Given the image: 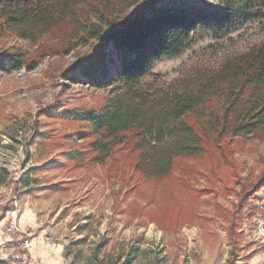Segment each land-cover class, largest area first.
I'll list each match as a JSON object with an SVG mask.
<instances>
[{
    "label": "rangeland",
    "instance_id": "1",
    "mask_svg": "<svg viewBox=\"0 0 264 264\" xmlns=\"http://www.w3.org/2000/svg\"><path fill=\"white\" fill-rule=\"evenodd\" d=\"M148 1L126 0L108 15L131 18ZM157 7L215 13L222 5L221 0H161ZM90 9L80 8L79 22L93 21ZM80 30L67 20L30 41L0 30V52L18 50L27 65L37 64L0 70L2 213L7 209L0 221V259L29 264L20 247L27 241V251L36 242L38 255L58 264H106L127 254L131 264H264V133L208 141L202 157L175 159L170 175L161 179L137 172L136 154L128 148L116 149L102 164L77 166L64 158L93 137L84 124L52 116L48 107L98 109L113 95L110 88L62 76L95 44L83 40ZM262 40L264 18L222 35L200 29L181 56L157 62L144 82L193 88L226 59ZM244 192H250L244 215L234 218L229 235L230 215ZM12 217L22 235L10 234Z\"/></svg>",
    "mask_w": 264,
    "mask_h": 264
},
{
    "label": "trees",
    "instance_id": "2",
    "mask_svg": "<svg viewBox=\"0 0 264 264\" xmlns=\"http://www.w3.org/2000/svg\"><path fill=\"white\" fill-rule=\"evenodd\" d=\"M116 1L0 0L1 32L11 31L30 41L70 20L81 26L83 40L95 42L62 76L74 84L83 79L92 88H110L113 95L98 109L55 112L56 107L49 106L46 111L84 124L92 134L86 148L64 152L66 160L77 166L102 164L116 149L128 148L136 154L137 172L146 179H161L170 175L175 159L202 157L208 141L264 133V40L226 59L193 88L189 84L178 89L154 88L144 82L157 62L181 56L194 43L196 31L222 35L264 18V0H221L222 7L215 13L159 8L161 0H151L143 2L131 18L113 19L108 12L126 0ZM84 5L92 9L93 21L79 22ZM36 66L27 65L21 51L0 52L2 71ZM86 137L80 135L79 140ZM71 142L76 143V139ZM261 184L262 180L255 188ZM249 194L240 196L230 215L229 235L235 219L244 215ZM131 260L127 254L106 264H131ZM0 264L20 261L0 259Z\"/></svg>",
    "mask_w": 264,
    "mask_h": 264
},
{
    "label": "crops",
    "instance_id": "3",
    "mask_svg": "<svg viewBox=\"0 0 264 264\" xmlns=\"http://www.w3.org/2000/svg\"><path fill=\"white\" fill-rule=\"evenodd\" d=\"M23 233V231H21ZM2 232H0V245L3 243L2 239L3 234H1ZM10 239V238H8ZM7 240V239H5ZM38 247H37V243L35 242L31 248V250L26 251V258L29 260V264H39L38 260H40L41 264H58V261L55 260H46V258H43L42 255H38ZM44 253H48V252H44Z\"/></svg>",
    "mask_w": 264,
    "mask_h": 264
},
{
    "label": "built area",
    "instance_id": "4",
    "mask_svg": "<svg viewBox=\"0 0 264 264\" xmlns=\"http://www.w3.org/2000/svg\"><path fill=\"white\" fill-rule=\"evenodd\" d=\"M2 195L3 193L0 191V214H2L1 207L6 202V199ZM9 232L11 235H22L23 234L17 226L15 217H12L9 220ZM20 247L27 251L29 249V243L27 241H24V243Z\"/></svg>",
    "mask_w": 264,
    "mask_h": 264
}]
</instances>
